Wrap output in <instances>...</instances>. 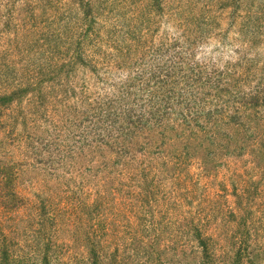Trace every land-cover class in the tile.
Segmentation results:
<instances>
[{"label":"rangeland","instance_id":"1","mask_svg":"<svg viewBox=\"0 0 264 264\" xmlns=\"http://www.w3.org/2000/svg\"><path fill=\"white\" fill-rule=\"evenodd\" d=\"M0 1V141L10 143L0 155L16 165L19 199L12 206L9 185L0 188V244L24 264H264V0H21L14 19ZM61 26L66 43L49 44ZM88 26L82 49L98 66L68 73L59 64L77 54ZM58 69L64 78H47ZM181 71L185 79L173 77ZM168 73L180 81L175 91L207 94L206 110L227 112L218 129L230 149L213 146L212 157L209 141L188 139L199 127L178 124L164 139L189 147L180 160L168 148L140 153L149 175L97 173L90 156L104 147L86 142L87 102L124 89L160 102ZM209 114L199 126L212 129ZM10 262L0 248V264Z\"/></svg>","mask_w":264,"mask_h":264},{"label":"trees","instance_id":"2","mask_svg":"<svg viewBox=\"0 0 264 264\" xmlns=\"http://www.w3.org/2000/svg\"><path fill=\"white\" fill-rule=\"evenodd\" d=\"M34 1L35 0H27V3L24 4L30 5V3ZM61 1L62 0H53L51 1V3H54L55 5L56 3ZM80 2L83 6H87L89 3H91V0H80ZM0 3H2V1H0ZM20 3L21 0L8 1V5L10 4L9 14L11 16L9 18H16L17 15L15 13L17 11V8L20 7ZM91 11L85 13L86 18L84 19L88 22L89 20H91L92 22L91 18H93L94 15V13ZM89 26L86 29H82V31L79 30V33L86 32V34L84 36H80L76 41V49L74 50L77 51V54H73L69 58L67 57L65 61L59 64V66L62 69L66 70L68 73L76 69L75 65H78L79 63L87 62L89 64H94L93 66L95 67L98 66L97 61H89L86 59L82 49L81 40L85 39L88 36L87 32H89V30L91 29L89 28ZM74 29L75 27L73 28V30ZM73 35H76V33L73 32ZM66 37H68V35H66L65 29L61 26L59 29H55L51 35H48L47 39H49V44L53 43L56 46H60L66 43V40L64 39ZM68 47H71V44ZM195 68L196 67L193 68L192 74L194 72L199 73L197 68ZM14 72L19 71H16V69L10 71L8 70L5 72L6 74H4L1 78L5 76L7 77ZM55 72V75L53 74V72H51L52 74L49 73L50 75H45H49V77H47L48 79L58 81L64 78L65 75L62 74L64 71L58 69V71ZM185 74L182 71L180 72V74L174 72L173 77L179 78L180 76H182V78L185 79ZM168 77L169 73L165 75L166 79L161 80L167 83H171L169 85L171 86V89H169L168 91L172 92L173 97L175 95L174 99L170 96L169 93H167V91L163 95H158L159 97L162 96V101L154 102L156 93L153 91L146 92L143 89L142 92L139 91V93L134 94L132 90L124 89L122 90V92H118V94L116 93L114 97H110L105 101H102L103 99H100L97 102H93L90 100L87 102L89 106L86 110H84V121L89 122L88 126L91 127L93 135L91 136V139H87L86 142L91 141L93 145L95 143L100 147H104L101 156L99 155L100 157L97 158L96 151H92L95 154H91L90 156V160L91 162H93L94 169L97 171V173H100L99 170H120L123 175L125 177H129V179H134L140 175H149V172L147 170L149 169V163H144L146 158L145 160L139 159L140 153H142L143 156H145L147 153L148 155L155 154L160 151L162 153L166 152L165 150L168 148L173 153L172 156L180 160V158L183 156V153H185V155H188L191 152V150H189V147H187V149L186 147L185 149H182V147L172 148V146L168 144V142L170 141L164 139L167 130L173 129L178 131V124H184L186 129L194 126L199 127L200 130L198 132L192 130L189 135H187L188 139H193L192 137L194 136H201L199 137L201 139L198 141V145L200 146V148H202V145H204L205 142L209 141L205 149H207V152L209 151L208 153H210L212 157L219 154L213 146L219 145L221 149H224L222 147L227 146L230 149L231 142L227 138L229 133H222L218 129L219 124L222 123V120L227 116V112L225 110L221 112H217V110L211 111V108L206 110L205 107L210 102L208 99L209 96H207V94L199 96L195 93L194 96H190L189 99L187 93H183L182 90H180L181 92L174 90L180 85V81L178 79H168ZM200 77L202 78V75H200ZM7 81L12 82V85L16 84L17 90L21 89L22 83L15 82V79L11 80L9 78L7 79ZM85 88V85H83L81 87V91H83L84 93L83 101L86 103L85 99L87 96H85ZM55 89L56 88L53 85V90L55 91ZM5 90L7 91L8 88H5ZM13 92L14 93H12V95L8 96L9 99H13L18 95L17 91ZM132 94L134 95V97H132ZM147 97L149 98L147 99ZM214 97L215 96H213V98ZM220 97L221 93L219 92L217 93V97L215 98ZM7 100V97H5L4 101L1 103L3 105L7 104ZM181 105L183 107H181ZM255 105V102H253V106ZM175 106L179 107L175 108ZM207 113H210L208 115L210 118L218 120L217 122L212 124V129L199 126L201 118L204 117ZM234 116L235 115L230 116L231 120L227 124H238L237 121L239 120L237 118L241 120V115H237V117L233 118ZM180 120H183L184 123H180ZM232 120L233 122H231ZM54 126L56 128L55 124ZM0 143L1 145L2 143L5 145L1 150L2 155H5V150L7 148L6 146L10 145V143H7L5 141H0ZM186 145L192 146L190 141H188ZM233 145L234 144L232 143V147ZM239 148L246 147L245 145L241 144L239 145ZM2 155H0V188L4 184L9 185V189L12 190V193L10 192L8 194L11 195V197L13 196L12 199L14 201V204H12V206H17L19 204V199L16 196L17 189L13 186V184L15 183L18 170L15 168V164L6 160ZM79 174L81 178L84 176L83 171ZM7 245L8 244L1 243L0 248H2L5 258L9 259L10 255L12 262H10V264H24L25 260H23V256L20 255L18 257L14 255V250H11L14 248H11Z\"/></svg>","mask_w":264,"mask_h":264}]
</instances>
